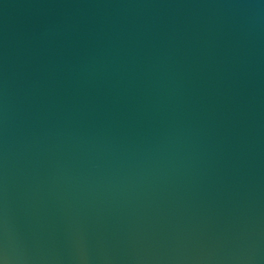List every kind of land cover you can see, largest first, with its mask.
Listing matches in <instances>:
<instances>
[{
  "label": "water",
  "instance_id": "obj_1",
  "mask_svg": "<svg viewBox=\"0 0 264 264\" xmlns=\"http://www.w3.org/2000/svg\"><path fill=\"white\" fill-rule=\"evenodd\" d=\"M0 264H264V0H0Z\"/></svg>",
  "mask_w": 264,
  "mask_h": 264
}]
</instances>
